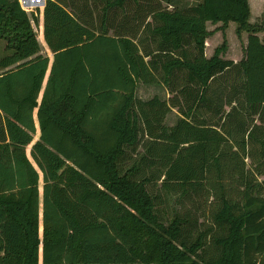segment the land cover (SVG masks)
Masks as SVG:
<instances>
[{
	"label": "trees",
	"instance_id": "1",
	"mask_svg": "<svg viewBox=\"0 0 264 264\" xmlns=\"http://www.w3.org/2000/svg\"><path fill=\"white\" fill-rule=\"evenodd\" d=\"M87 1L46 0L51 57L20 1L0 0V264H264V183L245 169L250 143L264 156V20L249 0ZM230 21L248 33L237 61L222 56ZM141 83L171 96L142 99ZM205 191L202 229L186 203Z\"/></svg>",
	"mask_w": 264,
	"mask_h": 264
},
{
	"label": "rangeland",
	"instance_id": "2",
	"mask_svg": "<svg viewBox=\"0 0 264 264\" xmlns=\"http://www.w3.org/2000/svg\"><path fill=\"white\" fill-rule=\"evenodd\" d=\"M65 3H69L71 0H64ZM76 2L77 5L80 7L86 6L88 4L87 0H73ZM143 3H145V0H141ZM161 2V5L164 7L172 8L173 5L178 6H185L188 4L195 3L196 0H159ZM259 1V2H258ZM169 2H172L173 5H170ZM259 3L260 10H256L251 7V21H263L264 20V0H253V4ZM103 4L102 0H91V6L95 8V10L100 9L101 5ZM257 5V4H256ZM22 6V4H21ZM45 4L36 6V7H29L26 5V7H23L30 15L32 25L34 27V30L36 31L37 37L41 43V52L43 54H48L52 57L53 53L52 50L48 48L45 39L41 36L43 33V16L41 11L43 10ZM135 3H131L127 6V13H128V19L129 25L136 24V20H132L134 15V8H136ZM70 10H74L70 6H68ZM254 9V10H253ZM75 11V10H74ZM125 15V11L121 9H117V18L119 22H122L123 17ZM220 24H215L212 22H209L208 27L210 29L216 28ZM237 22L236 21H230L229 26L226 29L227 39H228V49L225 53L222 54L225 58H231L234 60H240L242 56L244 55V46L247 42V36L248 33L246 31H243L241 36L237 34L236 31ZM261 37H263L264 32H260ZM218 41L215 44H212L210 40L206 42V47H209L211 49V54H213L214 49L217 45H220L223 40V32L222 30H219V37L217 38ZM210 43V44H209ZM7 41L4 38H0V57L6 53H8L10 50L6 47ZM209 53V50H208ZM227 76L216 78L213 86H212V92L211 97L213 99V103L216 107H223V112L229 111L230 106L226 105L227 100L230 98V91H229V84L226 81ZM137 95L141 97L142 99H149L153 97L154 95H160L164 99H169L171 94L168 92V88L164 84H155V85H147L141 83L138 87ZM179 109L174 108L173 111L168 115L166 119V123L168 125H173L178 120ZM248 125H250V118L248 117ZM38 139V138H37ZM249 151L251 157L254 156L252 159L251 157L246 158L245 162V169L249 170L251 173L255 175V177L264 183V156L259 153L258 146L256 144L250 143ZM226 182L231 181L229 179V176L227 175L225 177ZM200 197L195 202L187 201L186 206L189 207H195V217L198 219V225L200 228L204 229L211 225V217L212 213L215 211V200L213 198V195H209L206 191L205 193H201L199 195ZM172 215V213L170 214ZM42 264V261L41 263Z\"/></svg>",
	"mask_w": 264,
	"mask_h": 264
},
{
	"label": "crops",
	"instance_id": "3",
	"mask_svg": "<svg viewBox=\"0 0 264 264\" xmlns=\"http://www.w3.org/2000/svg\"><path fill=\"white\" fill-rule=\"evenodd\" d=\"M198 0H196L195 2H197ZM250 1V5H251V7L252 8H254V9H256V10H260V5H259V3H256L255 2V4H253V0H249ZM255 1V0H254ZM259 2V1H258ZM191 4V3H190ZM257 4V5H256ZM170 5H172V2H170ZM253 9V10H254ZM251 18H252V16H251ZM210 22V21H209ZM209 22H208V24H209ZM222 22H218V23H216V24H221ZM230 23V22H229ZM209 28V27H208ZM210 29V28H209ZM219 37V30H217V31H215L212 35H210L208 38H207V42H208V40H210L211 41V43L212 44H215L217 41H218V38ZM208 50H209V53H208ZM211 49L209 48V47H206V54L208 55V56H210L211 55Z\"/></svg>",
	"mask_w": 264,
	"mask_h": 264
},
{
	"label": "built area",
	"instance_id": "4",
	"mask_svg": "<svg viewBox=\"0 0 264 264\" xmlns=\"http://www.w3.org/2000/svg\"><path fill=\"white\" fill-rule=\"evenodd\" d=\"M20 1V4H22V6L23 7H26V0H19ZM44 2H43V4H45L46 3V0H43Z\"/></svg>",
	"mask_w": 264,
	"mask_h": 264
}]
</instances>
